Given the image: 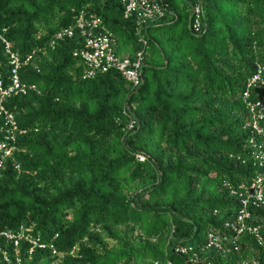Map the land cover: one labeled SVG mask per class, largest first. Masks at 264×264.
<instances>
[{
  "label": "trees",
  "instance_id": "obj_1",
  "mask_svg": "<svg viewBox=\"0 0 264 264\" xmlns=\"http://www.w3.org/2000/svg\"><path fill=\"white\" fill-rule=\"evenodd\" d=\"M125 1L0 0V31L31 54L27 89L1 102L22 132L1 171L0 230L22 225L45 244L3 240L0 264H183L180 247L197 264H264V203L248 206L260 241L230 226L240 187L264 176V111L258 132L248 107L264 97V0H157L163 16L143 21ZM81 14L115 55L141 53L138 86L114 67L85 76ZM258 67L263 83L247 87Z\"/></svg>",
  "mask_w": 264,
  "mask_h": 264
},
{
  "label": "built area",
  "instance_id": "obj_2",
  "mask_svg": "<svg viewBox=\"0 0 264 264\" xmlns=\"http://www.w3.org/2000/svg\"><path fill=\"white\" fill-rule=\"evenodd\" d=\"M193 29L199 30V18L200 7L196 5L193 9ZM164 9L160 2L157 0H126L124 8V16L134 15L141 21L146 18H154L163 16ZM100 20L98 18H86L83 14L76 20V27L82 30L84 35V49L79 52L81 60L85 65V76L91 78L97 72H106L109 68L114 67L118 69L122 76L128 80L133 86H138L142 82V55L137 52L133 58L121 57L115 55L112 47L113 39L107 33L96 30ZM70 28H65L57 34V37L63 35H71ZM0 42L4 45L6 53L9 55V64L11 65V75L8 82L3 80L0 75V116L3 117V126L1 127L2 139L0 140V178L2 175V169L4 168L5 159L8 158L12 152L16 149L14 145L16 132H22L19 130L14 115L7 111L1 104L2 100L11 95H17L24 93L27 89L25 83L20 81L18 70L22 63H26L31 54L27 55L22 61L19 54L11 50L9 41L4 36V29L0 31ZM262 84L261 69L258 67L256 72L251 76L247 83V87ZM248 90L244 92V97H248ZM249 110L253 112L255 121L252 126L258 132L259 127L256 122L263 117L264 111V97L250 101L248 103ZM137 160L143 161L144 157L141 154L136 155ZM240 203L241 209L237 215L236 222L230 224L236 234H242L249 232L255 235L260 241L257 226L249 225L247 220L250 218L249 205H259L264 203V176H257L250 185L247 187H240ZM27 228L20 225L17 229H2L0 230V244L1 241L14 243V246L18 244L20 240L26 241L29 244V253H31L34 247H44L45 244L40 241L39 237H33L26 235ZM207 247H214L217 249L222 248V241L220 238L211 234L207 237ZM53 249L52 245H49ZM176 251L187 255V259L183 264H197L199 258L196 253L189 254V249L186 247H180ZM54 252V251H53ZM4 259H7V255L3 253ZM211 264V263H207ZM251 264H255L253 261Z\"/></svg>",
  "mask_w": 264,
  "mask_h": 264
},
{
  "label": "rangeland",
  "instance_id": "obj_3",
  "mask_svg": "<svg viewBox=\"0 0 264 264\" xmlns=\"http://www.w3.org/2000/svg\"><path fill=\"white\" fill-rule=\"evenodd\" d=\"M175 1H176L177 5H178V4H181V1H180V0H175ZM120 52H122V51H120ZM124 52H126V51L123 50V53H124Z\"/></svg>",
  "mask_w": 264,
  "mask_h": 264
}]
</instances>
